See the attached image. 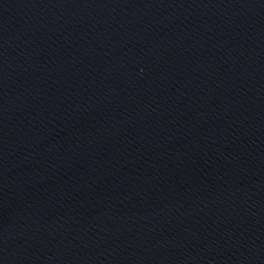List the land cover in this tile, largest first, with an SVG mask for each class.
Segmentation results:
<instances>
[{
	"label": "water",
	"instance_id": "95a60500",
	"mask_svg": "<svg viewBox=\"0 0 264 264\" xmlns=\"http://www.w3.org/2000/svg\"><path fill=\"white\" fill-rule=\"evenodd\" d=\"M0 264H264V0H0Z\"/></svg>",
	"mask_w": 264,
	"mask_h": 264
}]
</instances>
